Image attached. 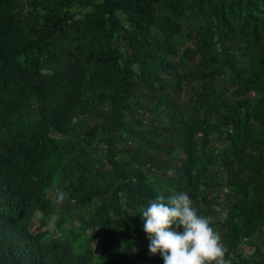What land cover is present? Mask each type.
<instances>
[{
    "label": "trees",
    "instance_id": "obj_1",
    "mask_svg": "<svg viewBox=\"0 0 264 264\" xmlns=\"http://www.w3.org/2000/svg\"><path fill=\"white\" fill-rule=\"evenodd\" d=\"M180 192L264 264V0H0V264H164Z\"/></svg>",
    "mask_w": 264,
    "mask_h": 264
},
{
    "label": "clouds",
    "instance_id": "obj_2",
    "mask_svg": "<svg viewBox=\"0 0 264 264\" xmlns=\"http://www.w3.org/2000/svg\"><path fill=\"white\" fill-rule=\"evenodd\" d=\"M57 202L65 194L57 193ZM149 252L160 254L164 264H231L211 218L198 214L187 193L159 194L141 214Z\"/></svg>",
    "mask_w": 264,
    "mask_h": 264
},
{
    "label": "rangeland",
    "instance_id": "obj_3",
    "mask_svg": "<svg viewBox=\"0 0 264 264\" xmlns=\"http://www.w3.org/2000/svg\"><path fill=\"white\" fill-rule=\"evenodd\" d=\"M48 228L55 229L56 235L59 234V231H57V229L55 228V221H54V218H51V219L49 220ZM58 236H59V235H58ZM251 252H252V251L249 250V249L246 251L247 254H248V253H251Z\"/></svg>",
    "mask_w": 264,
    "mask_h": 264
}]
</instances>
